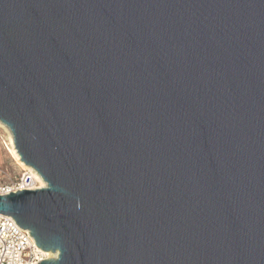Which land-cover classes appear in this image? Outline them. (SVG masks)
Masks as SVG:
<instances>
[{
  "label": "water",
  "instance_id": "1",
  "mask_svg": "<svg viewBox=\"0 0 264 264\" xmlns=\"http://www.w3.org/2000/svg\"><path fill=\"white\" fill-rule=\"evenodd\" d=\"M0 123L38 264H264V0H0Z\"/></svg>",
  "mask_w": 264,
  "mask_h": 264
},
{
  "label": "built area",
  "instance_id": "2",
  "mask_svg": "<svg viewBox=\"0 0 264 264\" xmlns=\"http://www.w3.org/2000/svg\"><path fill=\"white\" fill-rule=\"evenodd\" d=\"M22 177L14 184L1 186L0 195L28 190L18 188ZM24 181L29 182V178ZM47 253L36 245L29 231L19 227L11 217L0 214V264H38L48 259Z\"/></svg>",
  "mask_w": 264,
  "mask_h": 264
},
{
  "label": "rangeland",
  "instance_id": "3",
  "mask_svg": "<svg viewBox=\"0 0 264 264\" xmlns=\"http://www.w3.org/2000/svg\"><path fill=\"white\" fill-rule=\"evenodd\" d=\"M7 143V133L0 127V187L18 182L24 174L8 155Z\"/></svg>",
  "mask_w": 264,
  "mask_h": 264
},
{
  "label": "bare ground",
  "instance_id": "4",
  "mask_svg": "<svg viewBox=\"0 0 264 264\" xmlns=\"http://www.w3.org/2000/svg\"><path fill=\"white\" fill-rule=\"evenodd\" d=\"M0 127L3 128L4 131L7 133L8 143L6 145V148H7L8 155L15 162V164L24 172L23 177H22V181L19 183L18 188L19 189L22 188V189L33 190V189L44 187L43 181L36 174V172L34 170H32L30 167L25 166L20 161L19 156L17 155V153L15 151V148H14V145H13L12 136H11L9 130L5 126H3L1 123H0ZM27 177L29 178V182L28 181H24V179L27 178ZM46 256L48 258L52 257V255L50 253H47Z\"/></svg>",
  "mask_w": 264,
  "mask_h": 264
}]
</instances>
